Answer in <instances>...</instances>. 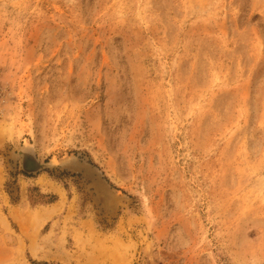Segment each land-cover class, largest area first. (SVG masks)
Wrapping results in <instances>:
<instances>
[{"label": "rangeland", "instance_id": "374dc122", "mask_svg": "<svg viewBox=\"0 0 264 264\" xmlns=\"http://www.w3.org/2000/svg\"><path fill=\"white\" fill-rule=\"evenodd\" d=\"M0 216V264H264V0H0Z\"/></svg>", "mask_w": 264, "mask_h": 264}, {"label": "bare ground", "instance_id": "6f19581e", "mask_svg": "<svg viewBox=\"0 0 264 264\" xmlns=\"http://www.w3.org/2000/svg\"><path fill=\"white\" fill-rule=\"evenodd\" d=\"M101 248H102V246L100 248L93 249L91 252V255L87 257V261L91 262L93 264H99V263H102L105 260H107L106 256L110 257L112 255V256L118 257V254L115 253V249H117L116 246H114L112 248V250H113L112 253H107V255L105 257H104V255L101 254V250H100Z\"/></svg>", "mask_w": 264, "mask_h": 264}, {"label": "crops", "instance_id": "0c3cea01", "mask_svg": "<svg viewBox=\"0 0 264 264\" xmlns=\"http://www.w3.org/2000/svg\"><path fill=\"white\" fill-rule=\"evenodd\" d=\"M0 222L2 223V228H3L5 224H3V220L1 219V216H0ZM4 229H5V228H4ZM16 255H17V254H14L13 252H10V256H12V259L17 258ZM8 259H11V258L9 257Z\"/></svg>", "mask_w": 264, "mask_h": 264}]
</instances>
